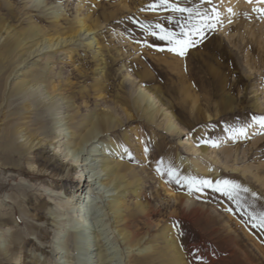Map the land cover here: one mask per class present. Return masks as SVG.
<instances>
[{
  "label": "rangeland",
  "instance_id": "1",
  "mask_svg": "<svg viewBox=\"0 0 264 264\" xmlns=\"http://www.w3.org/2000/svg\"><path fill=\"white\" fill-rule=\"evenodd\" d=\"M227 1L0 0V23L17 36L38 32L68 38L86 16L96 39L93 47L69 42L52 52L46 66V56L30 64L28 78L41 72L43 82L32 97H61L53 116L32 99L26 101L14 86L12 70L25 46L10 58L0 51V219L9 215L0 223V252L11 245V234H26L18 243L19 260L2 264H26L34 255L42 262L46 253L36 244L49 251L66 247L62 251L74 255L73 264H102L96 232L89 228L85 235L95 246L93 255L73 250L64 243L67 235L54 238L57 229L48 225L44 208L48 193L65 195L84 171L60 178L58 168L40 159L52 155L53 142L62 136L55 133V124L69 120V135L72 126L88 128L105 116L114 120L110 129H102L101 140L122 149L117 158L129 181L141 179L136 224L153 249V264H264V126L259 122L264 117V12L258 11L264 2L231 0L238 4L232 16L224 7ZM168 34L172 40L162 38ZM4 40L0 32V46ZM177 40L192 42L184 55L172 50L179 47ZM140 88L163 108L154 122L138 113ZM169 118L177 131L166 128ZM11 125L19 132L17 144L25 145L23 131L35 141L43 138L51 149L38 155L39 148L25 145L22 153L15 152L3 141ZM205 180L212 186L200 183ZM218 181L236 186L231 199L216 191L223 187ZM92 198L86 206L88 226L104 210L97 211L99 198ZM128 199L138 200L134 192ZM54 209L59 211L53 206L50 212ZM32 226L49 238L31 234ZM104 232L118 258L115 264H127L116 233L111 228ZM67 254L61 256L63 263L72 259Z\"/></svg>",
  "mask_w": 264,
  "mask_h": 264
},
{
  "label": "bare ground",
  "instance_id": "2",
  "mask_svg": "<svg viewBox=\"0 0 264 264\" xmlns=\"http://www.w3.org/2000/svg\"><path fill=\"white\" fill-rule=\"evenodd\" d=\"M224 7L228 10V14L232 16L238 10V4L231 0L227 1V4ZM49 9L50 8L47 10ZM229 9H231V11H229ZM50 13L53 14L54 18L60 19V15L57 11H52ZM85 17L86 16H82L78 20V29L68 36L70 39L59 36L55 38L45 37L38 32L29 36L20 37L17 36V32L13 31L11 26L0 23L1 35L5 34L4 43L0 46V51H3L2 53L4 55L0 53L1 55L10 58L18 48H21V46H25L26 48L24 54L16 59V65L12 70L14 86L26 101L32 99V101L37 104V107L41 106V110L44 109L49 115L53 116V114H57L59 109L58 103L61 100V97L57 98L55 94L48 97L47 100L44 98L38 99L32 97L33 93L36 94V91L43 82L40 81L41 72H39V76H37V74V77L35 76V78H28L29 74L27 72L31 69L30 64H35L40 61V58L43 56H46L44 66L48 65L49 57L53 56H51L52 52H57V49L66 46L69 42L77 44L76 41L79 40L84 42L87 46L93 47L96 39L92 36L93 30L86 22ZM55 25L59 26L60 24ZM96 44L97 42L95 45ZM44 49H46V51H44ZM48 52L50 53L48 54ZM46 53L48 55H45ZM42 68L44 69V67ZM137 100L136 101L140 104V106H136L138 113L142 112V114L147 115L153 122L156 121L160 110L162 111L163 108H159L153 95L144 88H140ZM30 102L27 105L33 106ZM143 103L144 106L141 111L140 107ZM134 105L137 104L134 103ZM63 107L67 108L68 105ZM165 115L168 117L172 116L169 112L165 113ZM113 120L114 118L111 116H105L102 118L98 117L94 119L91 126L88 128L83 127L84 123H79L77 126H72L70 131L71 134L69 135H67L66 131L70 128L67 126L69 120L62 124L60 123L58 126L55 124V133L57 132L58 135L62 136L53 142L54 152L52 155L42 158L40 156V160L43 162L44 166L50 165L58 168L60 172H62L59 174L60 178H63L71 171L79 168L84 171V174L76 183L70 186V189H65V195H58V193H53V191L48 193V199L45 200L44 205V208L49 210L47 218L50 219V222L48 225L56 227L57 233L54 236L55 239H61V234L67 235L68 240L64 242L67 244V247L72 248L73 250L80 249L82 253L87 251L92 255L95 253L93 251L95 246L89 245L91 240L87 242L86 239L88 236L86 237L85 235L89 228L92 232H96V246L101 249L99 252V259L100 261H103L102 264H115L118 259L114 255L115 253L110 251V248L106 245L105 241L107 236H105L104 230L106 228L110 230L111 228V233H116L115 235L119 240L118 242H120L124 246V249H126L124 252L126 254L125 260L127 264H153L156 260L155 254L152 251L153 249L151 250L150 245L145 244V236H141V227H139V224H136V217L139 216L138 212H141V203L139 202V198L142 194L141 179H137L133 176L135 181H129L130 179L128 176L122 172L125 165L122 164L119 158H117L123 154L122 149L113 141L105 143L106 140H101L103 136L102 129H110V127L113 126ZM172 120L169 118L166 128L169 131H177L179 128H177ZM18 133L16 127L11 125V128L6 132L5 139L3 140L10 145V149L11 146L13 147V150L17 148V151L15 152L19 151L22 153V148L25 145L29 148H39L40 151L37 152L38 155L47 152L49 148L51 149V146L42 142V140H44L43 138L35 141L32 135L27 136V132L23 133V131H21V137H25L23 142L25 145L22 143L17 144L18 141H16V137ZM50 134H52L51 131ZM99 167L100 169H98ZM126 169H128V167H126ZM130 171L132 172V170ZM133 174H131L130 177H132ZM55 188H57V185ZM131 192H134V197L138 198L134 203H131L128 199ZM93 196L95 199L99 198L96 203L97 211L104 210L102 211V214L92 217V220L94 221L89 227L86 223L88 214L86 206H88L89 203L91 204V197ZM100 203H102V205ZM53 206L59 211L54 209L55 211L50 212V210H53ZM103 215H106V217L101 218L100 216ZM8 218L9 215L7 217H2L0 223ZM67 225L69 227H67ZM29 232L31 234H36L37 237L42 240L49 238L47 233L39 227H29ZM22 233L19 234L14 232L9 236L11 245L0 252V264L6 260H19V256L17 255V249H19L17 248L18 243L20 238L26 236V234ZM53 241L52 238V242ZM46 248L47 245L36 244V249H38V251H41L43 254L46 253L45 259L41 262L40 255H34L32 260L26 262V264H40L39 262L43 264L50 263L51 261H53L54 264L74 263V255L62 251V249L64 250L66 247L61 249L56 246L50 251ZM150 251H152L151 253H153V255L141 256V253L148 252L147 254H149ZM63 254H67V256L72 257V259L66 260L63 263L61 261V256Z\"/></svg>",
  "mask_w": 264,
  "mask_h": 264
},
{
  "label": "snow or ice",
  "instance_id": "3",
  "mask_svg": "<svg viewBox=\"0 0 264 264\" xmlns=\"http://www.w3.org/2000/svg\"><path fill=\"white\" fill-rule=\"evenodd\" d=\"M249 2H251V0H249ZM261 2H264V0H261ZM229 11H231V9H229ZM258 11H261V12H264V9H258ZM162 38H167L169 40H172L173 37H172V34H168L166 37H162ZM177 45H179L178 48H173L172 50L173 51H178L180 55H184V51L187 47H189L191 45V41H179L177 40L176 41ZM260 124L262 126H264V117L260 118ZM201 184H206L208 185L209 187L212 186V182L210 181H201L200 182ZM217 184H223V187H217L216 188V191H223L225 195L229 196V198L231 199L232 198V191L233 189L236 187L235 185L233 186H229L228 182L227 181H223V182H217ZM197 191H199L200 189L197 188L196 189ZM262 226H264V220H262Z\"/></svg>",
  "mask_w": 264,
  "mask_h": 264
}]
</instances>
